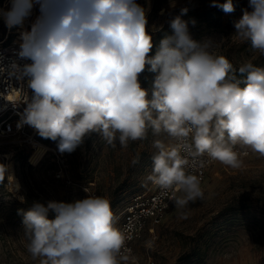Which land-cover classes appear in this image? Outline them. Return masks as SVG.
Wrapping results in <instances>:
<instances>
[{"label": "clouds", "instance_id": "1", "mask_svg": "<svg viewBox=\"0 0 264 264\" xmlns=\"http://www.w3.org/2000/svg\"><path fill=\"white\" fill-rule=\"evenodd\" d=\"M210 6L235 11L233 0ZM249 7L234 22L235 35L264 55V0H249ZM34 9L38 15L25 28ZM0 17L21 29L18 56L31 61L20 70L31 95L21 88L7 96L26 105L17 127L56 142L59 153L74 152L94 133L113 148L143 141L149 130L166 134L174 143L153 141L147 179L177 209L204 199L194 174L201 157L232 169L242 166L237 145L264 157V67L240 66L247 73L241 87L233 64L214 55L212 43L194 40L181 16L171 20L173 34L155 55L146 10L136 0H12ZM145 70L155 74L150 90L139 79ZM6 178L9 191H19L10 165L0 162V185ZM18 212L27 251L40 264H137L105 197L34 202Z\"/></svg>", "mask_w": 264, "mask_h": 264}, {"label": "rangeland", "instance_id": "2", "mask_svg": "<svg viewBox=\"0 0 264 264\" xmlns=\"http://www.w3.org/2000/svg\"><path fill=\"white\" fill-rule=\"evenodd\" d=\"M136 2L147 13L154 45L151 55H155L165 36L173 34L171 20L181 16L188 22L194 40L212 43L213 54L225 56L233 64L241 87L247 73H239L240 66L252 63L264 67V55L235 35L234 22L244 10H252L249 0H233V13L211 7L210 0ZM185 7L188 11L181 15ZM0 10H9V0H0ZM4 31L5 22L0 17V38ZM14 38L12 34L10 39ZM154 76L145 70L139 77L142 87L150 90ZM32 129L26 134L0 138V153L10 155L0 157V162L12 161L22 186L20 194L25 198L22 203L9 191L7 178L0 185V264H40L27 251L18 212L27 211L34 202L71 203L88 195L102 196L110 200L119 227L132 196L154 187L147 179L153 169L151 157L157 151L153 141H171L166 134L154 136L149 130L147 139L130 141L127 148L117 142L113 148L94 133L74 152L61 154L56 142L40 137ZM134 159L138 160L135 165ZM241 160L239 169L215 161L201 184L204 199L184 209H177L173 203L154 235L145 232L132 244L131 255L137 264H264V157L252 152ZM60 171L63 177H57ZM182 213H186V219ZM52 218L54 213L50 212L49 219ZM149 241L151 247L147 246Z\"/></svg>", "mask_w": 264, "mask_h": 264}, {"label": "built area", "instance_id": "3", "mask_svg": "<svg viewBox=\"0 0 264 264\" xmlns=\"http://www.w3.org/2000/svg\"><path fill=\"white\" fill-rule=\"evenodd\" d=\"M11 4L12 0H9V9ZM36 15H38V9L33 10V16L29 21H26L25 28L30 27V23ZM20 31L21 29L16 27L9 29L5 24L4 34L0 38V138L26 134L31 129L27 125L19 129L17 127L21 114L26 107L23 99L16 97L12 102L7 100V96L11 95L15 89L23 88L30 95V90L27 89V77L20 78V70L23 65L31 62L18 56L21 43ZM12 34H15L14 39H10ZM13 65H18L19 68H14ZM32 130L34 133L36 132L34 129ZM170 143L174 142L170 141ZM235 150L242 154L241 159L250 156L252 153L251 149L239 145L236 146ZM245 152H247V155H243ZM5 155L0 153L1 158H6ZM200 159L204 161V165L203 167L197 166L194 169V174L201 178L202 184L206 179L208 169L215 161L209 160L206 156ZM57 177H63V173L60 171ZM173 203L174 201L170 198V195H162L160 189L155 185L152 189L132 196L126 206L125 217L118 227L129 237L126 241V247L131 250V254L132 244L141 238L145 232L154 235L156 227L162 224ZM149 264H153V262L149 261Z\"/></svg>", "mask_w": 264, "mask_h": 264}, {"label": "bare ground", "instance_id": "4", "mask_svg": "<svg viewBox=\"0 0 264 264\" xmlns=\"http://www.w3.org/2000/svg\"><path fill=\"white\" fill-rule=\"evenodd\" d=\"M5 156L9 158L10 155H9V154H6ZM8 165H10V173H11V174H14L16 180L18 181V183H19V185H20V189H19V191H12V192H14L15 195H17V196L20 197V196H21L20 191H21V189H22L21 182H20L18 176L15 174V171H14V168H13V165H12V161H8Z\"/></svg>", "mask_w": 264, "mask_h": 264}]
</instances>
